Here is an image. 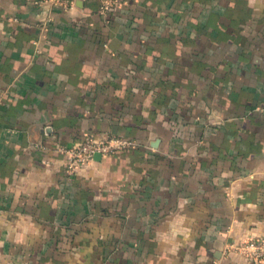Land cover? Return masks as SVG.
<instances>
[{
    "label": "crops",
    "instance_id": "crops-1",
    "mask_svg": "<svg viewBox=\"0 0 264 264\" xmlns=\"http://www.w3.org/2000/svg\"><path fill=\"white\" fill-rule=\"evenodd\" d=\"M113 1L0 0V264H264V0Z\"/></svg>",
    "mask_w": 264,
    "mask_h": 264
},
{
    "label": "built area",
    "instance_id": "built-area-1",
    "mask_svg": "<svg viewBox=\"0 0 264 264\" xmlns=\"http://www.w3.org/2000/svg\"><path fill=\"white\" fill-rule=\"evenodd\" d=\"M113 2V0H101L100 11L106 12ZM137 146L138 142L128 136L111 135L97 138L88 132L80 140L69 146H63L60 150L66 154L65 168L71 173L92 160L95 153L104 156L121 150L134 149ZM230 248L250 259L261 260L264 258V237L249 238L238 244L231 243Z\"/></svg>",
    "mask_w": 264,
    "mask_h": 264
},
{
    "label": "water",
    "instance_id": "water-1",
    "mask_svg": "<svg viewBox=\"0 0 264 264\" xmlns=\"http://www.w3.org/2000/svg\"><path fill=\"white\" fill-rule=\"evenodd\" d=\"M99 156H100L99 153H95V154H94V157H95V158H98Z\"/></svg>",
    "mask_w": 264,
    "mask_h": 264
}]
</instances>
